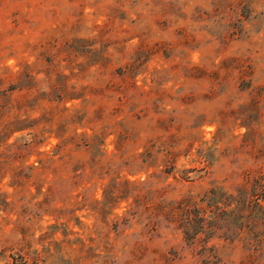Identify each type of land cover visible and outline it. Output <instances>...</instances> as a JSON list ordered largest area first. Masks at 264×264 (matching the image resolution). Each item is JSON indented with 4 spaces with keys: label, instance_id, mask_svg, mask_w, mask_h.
<instances>
[{
    "label": "rangeland",
    "instance_id": "374dc122",
    "mask_svg": "<svg viewBox=\"0 0 264 264\" xmlns=\"http://www.w3.org/2000/svg\"><path fill=\"white\" fill-rule=\"evenodd\" d=\"M0 110V264H250L214 206L264 168V0H0ZM125 180L203 227L106 206Z\"/></svg>",
    "mask_w": 264,
    "mask_h": 264
},
{
    "label": "trees",
    "instance_id": "16d2710c",
    "mask_svg": "<svg viewBox=\"0 0 264 264\" xmlns=\"http://www.w3.org/2000/svg\"><path fill=\"white\" fill-rule=\"evenodd\" d=\"M3 117L4 113L0 110V121ZM21 123V121L15 120L5 124L0 134V140L5 141L12 133L20 130ZM161 197L162 194L158 193L150 198V183L148 181L125 180L106 188L103 201L106 206H112L117 201L132 199L127 211L128 216L145 223L149 230L150 224L155 230L159 223H164L166 227L171 226L176 230H181L187 239L192 238L194 226L199 224V228L203 227L206 208L199 207L190 198L166 202ZM222 204V208L214 206L216 210H219V217L222 219L225 216L239 221L234 233L240 239L245 240L246 245L250 247L251 252L246 258V263H254L257 246L264 241V168L255 172H245L244 182L239 187L238 195L236 197L222 195ZM208 206L207 208H209ZM123 220L128 221L129 219L123 217Z\"/></svg>",
    "mask_w": 264,
    "mask_h": 264
}]
</instances>
